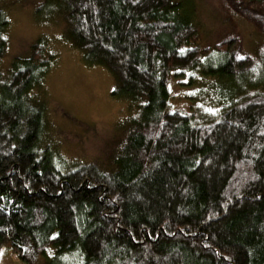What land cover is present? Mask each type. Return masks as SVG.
<instances>
[{"label": "trees", "instance_id": "1", "mask_svg": "<svg viewBox=\"0 0 264 264\" xmlns=\"http://www.w3.org/2000/svg\"><path fill=\"white\" fill-rule=\"evenodd\" d=\"M190 1L36 9L87 66L111 73L112 97L130 111L107 160L68 162L37 93L56 55L42 36L5 73L0 0V253L9 244L25 264H264V63L237 53L235 28L203 47ZM228 3L264 37V0ZM177 80L216 105L173 109ZM223 83L231 92L219 98Z\"/></svg>", "mask_w": 264, "mask_h": 264}, {"label": "rangeland", "instance_id": "2", "mask_svg": "<svg viewBox=\"0 0 264 264\" xmlns=\"http://www.w3.org/2000/svg\"><path fill=\"white\" fill-rule=\"evenodd\" d=\"M44 1L4 0L9 7L10 25L6 33L8 52L2 70L6 73L15 57H27L30 47L46 36L56 58L37 93L47 101L50 134L58 145L59 154L68 162L107 160L110 147L121 138L124 122L130 116L128 104L112 97L115 81L107 69L87 66L82 54L65 40L62 26L53 20L46 21L45 12L36 15V9ZM228 1L191 0L188 4L186 10L199 25L203 47L214 46L226 35L234 33L235 28L242 44L237 53L249 55L262 65L264 37L253 24L232 11ZM179 83L180 80L172 83L173 109L188 111L193 104L207 105L206 109L216 105L207 101L209 97L203 98L200 85L187 87ZM244 84L248 83L239 81L240 86ZM230 88V83H223L215 94L219 98L228 96ZM194 96L193 103L191 97ZM46 263L49 264V259L44 256L38 262ZM0 264L25 263L9 244H5L1 249Z\"/></svg>", "mask_w": 264, "mask_h": 264}]
</instances>
